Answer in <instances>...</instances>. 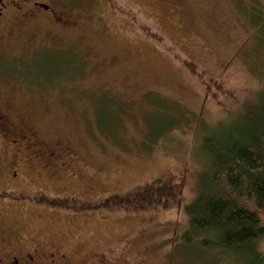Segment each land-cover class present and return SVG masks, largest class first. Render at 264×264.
<instances>
[{
	"label": "rangeland",
	"instance_id": "obj_1",
	"mask_svg": "<svg viewBox=\"0 0 264 264\" xmlns=\"http://www.w3.org/2000/svg\"><path fill=\"white\" fill-rule=\"evenodd\" d=\"M62 1L63 20L0 40V91L44 156L60 142L68 164L31 174L50 201L0 203V254L35 244L72 253L58 264L246 262L181 234L199 141L264 99V0ZM256 247L264 264V236Z\"/></svg>",
	"mask_w": 264,
	"mask_h": 264
},
{
	"label": "trees",
	"instance_id": "obj_2",
	"mask_svg": "<svg viewBox=\"0 0 264 264\" xmlns=\"http://www.w3.org/2000/svg\"><path fill=\"white\" fill-rule=\"evenodd\" d=\"M236 120L199 141L202 163L194 194L183 206L187 227L181 240L246 256L243 264H259L256 243L264 236V99L239 112Z\"/></svg>",
	"mask_w": 264,
	"mask_h": 264
},
{
	"label": "flooded vegetation",
	"instance_id": "obj_3",
	"mask_svg": "<svg viewBox=\"0 0 264 264\" xmlns=\"http://www.w3.org/2000/svg\"><path fill=\"white\" fill-rule=\"evenodd\" d=\"M62 9H65L62 0H0V40L6 31L21 30L33 22L53 23L63 20ZM16 109V100L0 91V203L29 204L34 197L40 198L38 202L45 203L50 200L45 198L46 194L42 190L27 187L35 185V181H31V174L35 172L40 175L39 170L60 169L68 164L60 156V142H54L55 149L50 150L49 157L44 156L46 140L39 137L33 127L26 123L22 113L17 114L19 109ZM2 244L4 240H0V247ZM56 249L46 251L40 245L33 244L26 248L14 244L6 252L2 251L0 264L69 262L68 257H72V253Z\"/></svg>",
	"mask_w": 264,
	"mask_h": 264
}]
</instances>
